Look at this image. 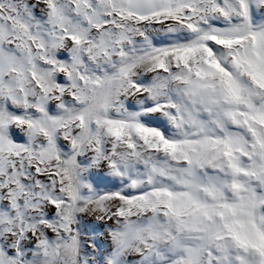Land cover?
<instances>
[{"label":"snow or ice","instance_id":"1","mask_svg":"<svg viewBox=\"0 0 264 264\" xmlns=\"http://www.w3.org/2000/svg\"><path fill=\"white\" fill-rule=\"evenodd\" d=\"M0 264H264V0H0Z\"/></svg>","mask_w":264,"mask_h":264}]
</instances>
